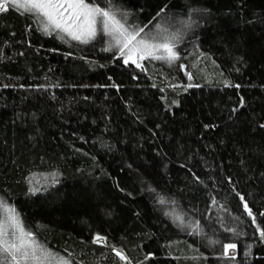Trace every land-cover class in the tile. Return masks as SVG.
Masks as SVG:
<instances>
[{
  "label": "trees",
  "instance_id": "obj_1",
  "mask_svg": "<svg viewBox=\"0 0 264 264\" xmlns=\"http://www.w3.org/2000/svg\"><path fill=\"white\" fill-rule=\"evenodd\" d=\"M86 2L178 59L137 67L9 3L0 216L70 264H264V0Z\"/></svg>",
  "mask_w": 264,
  "mask_h": 264
},
{
  "label": "snow or ice",
  "instance_id": "obj_2",
  "mask_svg": "<svg viewBox=\"0 0 264 264\" xmlns=\"http://www.w3.org/2000/svg\"><path fill=\"white\" fill-rule=\"evenodd\" d=\"M106 2L111 4V0ZM9 3L14 8L43 18L47 22L45 30L51 26L66 32L73 39H80L83 35L94 37L99 26L101 32L112 36L116 44L120 45L121 55H124V49H128L129 55L125 63L129 59L136 63L133 54L137 52L140 53V59H144L145 53L152 56L154 52L161 50L165 55L155 56V59L170 62L178 59L173 46L168 42L149 44L145 39L137 40L143 29L129 32L116 19L111 8H101L86 0H5L4 3H0V11H6ZM139 66L137 64V67ZM244 207L247 209L246 204ZM248 214L252 215L250 210ZM261 236H264V231L261 232ZM229 248H235V245H226L225 251ZM52 260V254L37 246L32 234L25 231L15 209L9 208L6 216H0V264H52ZM59 264L67 262L61 260Z\"/></svg>",
  "mask_w": 264,
  "mask_h": 264
},
{
  "label": "rangeland",
  "instance_id": "obj_3",
  "mask_svg": "<svg viewBox=\"0 0 264 264\" xmlns=\"http://www.w3.org/2000/svg\"><path fill=\"white\" fill-rule=\"evenodd\" d=\"M4 2H5V0H2V3H4ZM19 9H20V8H19ZM21 10H23V9H21ZM28 13H29V12H28ZM35 17L37 18V20H38V22H39L41 28H42L45 32L51 33V32H54V31H60V30L55 29V28H53V27H51V26H49V27L47 28V30H45V24H46L47 22H46L43 18H40V17H37V16H35ZM116 19H117V18H116ZM117 20H118V19H117ZM119 21H120V20H119ZM120 23L123 24L124 27H125L129 32L137 31V30H134V29L130 28L128 25L124 24V23L121 22V21H120ZM98 28H99V26H98ZM60 32L67 34V33L64 32V31H60ZM142 33H143V32H142ZM142 33L140 32V35L137 37V40L145 39L149 44H159V43L167 42L165 37L162 38V41L158 42L159 39H158L157 37H155V36H149V37L146 36V37H145ZM67 35H68V34H67ZM68 36H70V35H68ZM70 37H72V36H70ZM108 37H109V40H110V43L112 44V46L115 47V48H118L119 53H121V51H120V45H117V44H116L115 39H114L112 36H109V35H108ZM88 38H90V37H88L87 35H83V36H81L80 40H82V39H88ZM133 43H135V42H133ZM130 47H131V45H130ZM124 55H125V58L128 59V55H129L128 49H124ZM160 55H165V53H163L162 50H161V51L154 52L152 56H149V55H147V54L145 53V58H144V59H140V53L137 52V53L133 54V59H135L136 64L142 65V63L144 62V60H146V59H155V58H154L155 56H160ZM155 60H161V59H155ZM129 61H132V60L129 59ZM9 208H12V207L9 206V205H7V204H4V212H3V215H2V216H6V215H7V209H9ZM12 209H13V208H12ZM15 213H16V215L18 216V218H19V220H20V223L22 224L23 228L25 229V227H24V225H23V223H22V221H21L19 215L17 214L16 211H15ZM25 231H27V230L25 229ZM27 232H28V231H27ZM32 237H33V236H32ZM34 241H35V240H34ZM98 241L104 243V239H103V238H100ZM35 243H36L37 246H40L36 241H35ZM40 247H42L43 249H45L43 246H40ZM45 250H46V249H45ZM46 251H48V250H46ZM48 252H50V253L52 254V257H53L52 264H59V261H61V260H64V261L67 262V264H70V263H69L66 259H64L63 257L58 256V255L52 253L51 251H48ZM116 252L119 253V255L125 256V254H124L121 250H117ZM225 254L228 255V256H236V254H237V246H235V248H229V249H227V251H225Z\"/></svg>",
  "mask_w": 264,
  "mask_h": 264
},
{
  "label": "water",
  "instance_id": "obj_4",
  "mask_svg": "<svg viewBox=\"0 0 264 264\" xmlns=\"http://www.w3.org/2000/svg\"><path fill=\"white\" fill-rule=\"evenodd\" d=\"M237 255V254H236ZM120 257H123V259H125L126 258V256H122V255H120Z\"/></svg>",
  "mask_w": 264,
  "mask_h": 264
}]
</instances>
